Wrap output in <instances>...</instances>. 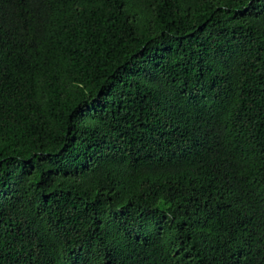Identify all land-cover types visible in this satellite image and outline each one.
I'll return each mask as SVG.
<instances>
[{
  "label": "trees",
  "instance_id": "16d2710c",
  "mask_svg": "<svg viewBox=\"0 0 264 264\" xmlns=\"http://www.w3.org/2000/svg\"><path fill=\"white\" fill-rule=\"evenodd\" d=\"M0 264H264V0H0Z\"/></svg>",
  "mask_w": 264,
  "mask_h": 264
}]
</instances>
